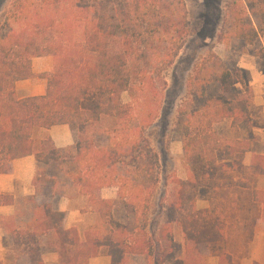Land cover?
Returning a JSON list of instances; mask_svg holds the SVG:
<instances>
[{"label":"trees","instance_id":"16d2710c","mask_svg":"<svg viewBox=\"0 0 264 264\" xmlns=\"http://www.w3.org/2000/svg\"><path fill=\"white\" fill-rule=\"evenodd\" d=\"M6 20L14 27L0 31V171L10 172L15 159L35 157L34 183L43 184L34 202L36 232L54 235L60 264H88L104 251L111 264H125L129 255L159 263L157 243L146 241L142 225L144 218L148 225L160 169L144 99L153 75L174 64L190 35L185 0H13ZM263 29L264 0H234L224 23L227 37L254 44ZM47 56L54 69L40 75L45 94L20 96L16 84L35 77L32 60ZM239 75L211 55L189 78L197 108L195 114L180 110L177 121L189 169L188 180H178L176 223L184 245L171 243L160 264H204L203 249L226 238L224 217L212 207L196 210L191 189L238 170L236 160L218 163L216 152L232 159L251 150L249 142L207 140L216 124L251 117L254 93ZM193 118L202 126L194 132L198 138L188 132ZM58 125L76 134L73 146L57 148L46 134ZM250 171L264 176L263 156L253 157ZM60 175L88 198L98 227L83 235L65 228L67 214L54 203ZM109 188L117 190L115 199L102 198ZM253 199L263 204L264 221V190H255ZM12 203L0 194V207ZM120 211L123 221L116 217ZM226 261L221 256L218 264Z\"/></svg>","mask_w":264,"mask_h":264},{"label":"crops","instance_id":"0c3cea01","mask_svg":"<svg viewBox=\"0 0 264 264\" xmlns=\"http://www.w3.org/2000/svg\"><path fill=\"white\" fill-rule=\"evenodd\" d=\"M257 62L255 57L244 55V57H240L237 63L238 68L250 72L249 74L253 77L250 87L252 91H255V94L251 117L255 113L254 106L264 105V96L263 103L258 102L261 97L258 93L261 90L264 92V83L254 81L255 75L258 73ZM53 69L52 57L34 58L32 60V71L35 77L16 84L19 95L22 97L44 95L47 81L39 75L51 73ZM226 121L232 122L231 120ZM231 129L233 128L231 127ZM263 132L264 128L253 127L252 129L255 137H261ZM46 134L52 138L55 146L60 149L71 147L76 142V134L67 125L54 126L46 131ZM259 137L254 143L246 138L228 141L249 142L251 143V150L232 159H226L222 152H216L218 163L236 160L240 167L228 176L219 173L213 181H209L205 186L199 185L192 194L196 210L208 209L212 207L214 198L219 200V211H216L221 213L225 219V240L212 245L210 248V256L214 259L212 264H218L221 256H227L226 264H264L263 204L255 202L253 199L255 190H264V176L256 177L250 171L253 157L256 155L264 157V137H261V140ZM11 167L12 170L8 173L0 171V194L13 198L12 204L0 207V264H60V255L54 235L51 233L39 235L34 226L36 204L39 203L43 191V184L34 183L37 174L35 157L31 155L15 159L12 161ZM187 180L188 176L183 181ZM57 187L54 203L58 211L67 214L64 223L65 228L77 227L80 234L83 235L86 230L91 229L97 223L99 224V217L90 206L87 197L81 195L72 185L70 189L63 187L57 190ZM202 189L206 190L204 196H201L199 192ZM112 190V196L104 195L105 191ZM101 195L104 199H115L117 190L115 188L104 189ZM245 196L248 197L246 200L243 199ZM78 201L83 202L82 205H85V207L87 205L96 218V223L87 226L85 229L80 226V223L84 222L86 213L80 204L77 205ZM251 210L255 213L254 221L249 220V218H252L249 214ZM250 224L253 228L252 239H247L245 236H229L230 229L241 228L245 230ZM174 226L179 228L176 222H174ZM81 229H84V231L82 232ZM181 235L183 239L182 232ZM219 245H222L223 249H219ZM88 264H111V258L104 251L100 256L89 260ZM204 264L207 263L204 262Z\"/></svg>","mask_w":264,"mask_h":264},{"label":"rangeland","instance_id":"374dc122","mask_svg":"<svg viewBox=\"0 0 264 264\" xmlns=\"http://www.w3.org/2000/svg\"><path fill=\"white\" fill-rule=\"evenodd\" d=\"M12 2L13 0H0V31L14 27L12 23L6 20V14ZM185 2L188 10L190 35L186 39L184 47L174 64L161 73L153 75L152 82L148 85V94H146V99H144L145 115L148 119V124L152 123V127L149 130L150 141L152 147L159 155L160 169L159 182L155 188L149 208L148 225L145 218L142 221V225L145 227L144 235L146 237L144 236V238H146V241L157 243L156 250L160 252L158 256L160 261L159 263L154 262L155 260L150 261L144 255H129L125 258V264H160L164 262L163 257H161L162 252L168 249L171 243L183 248L181 230L174 226V222H176L180 212L178 198L180 184L178 180H185L189 169L183 152V138L177 131V121L182 109L187 110L190 114H195L197 105L190 97L188 81L194 75L198 66L204 59L209 58L211 55H216L222 60L225 68L235 72V74H238L239 71V76L247 86H250L253 77L249 74L250 72L248 73L238 68L237 63L240 57L251 55L258 61V73L255 75L254 81L264 83V29L260 32V39L254 44H247L243 40L231 39L224 33V23L227 18L228 8L234 4V0H185ZM258 94L261 95L258 100L261 104L263 103V90ZM122 100L125 103L129 102V95L127 93L123 94ZM254 109L255 113L246 121L240 123L226 121L213 126L211 129L213 136L207 138V140L214 142L218 138L223 142H227L237 138H246L254 143L259 136H253V127L264 128V105L258 104L254 106ZM150 114L153 119L149 117ZM187 120L191 124L188 129L191 138H198L194 132L198 131L199 133V129L201 130L202 128L196 122L199 119ZM261 137H264V132ZM261 137H259L260 140ZM240 162L242 161L240 160ZM59 178L57 190L63 187L70 189L71 183L61 175ZM194 192L195 190L191 189V194H194ZM199 192L201 196L206 194L205 189L199 190ZM104 195L112 196L113 190L105 191ZM247 198V196L243 197L244 200ZM218 201L216 198L213 199V210H218L220 206ZM78 204L84 208L86 213L84 222L80 223V226L85 229L87 226L96 223V218L89 207L87 205L85 207V205H82L84 203L80 201H78ZM218 211L217 213L221 214ZM249 214L252 217L249 220L252 219L254 221L255 213L253 210ZM124 216L125 213L121 211L116 214V217L122 221ZM251 224L245 230L241 228L230 229L229 236H245L247 239H252L253 228ZM95 225L92 227L93 229L99 226L98 223ZM164 228L171 229V232L167 235L163 230ZM84 229H81L82 232ZM219 249H223V246L219 245ZM210 253V249H203V262L212 264L214 259L211 258Z\"/></svg>","mask_w":264,"mask_h":264}]
</instances>
